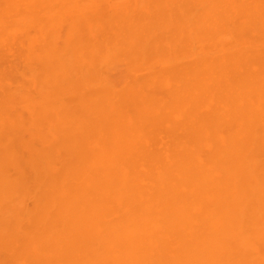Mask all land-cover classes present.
<instances>
[{
  "label": "bare ground",
  "instance_id": "6f19581e",
  "mask_svg": "<svg viewBox=\"0 0 264 264\" xmlns=\"http://www.w3.org/2000/svg\"><path fill=\"white\" fill-rule=\"evenodd\" d=\"M0 264H264V0H0Z\"/></svg>",
  "mask_w": 264,
  "mask_h": 264
}]
</instances>
